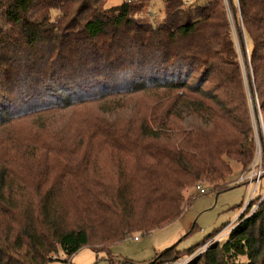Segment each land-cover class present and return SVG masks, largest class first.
I'll list each match as a JSON object with an SVG mask.
<instances>
[{
    "label": "trees",
    "instance_id": "1",
    "mask_svg": "<svg viewBox=\"0 0 264 264\" xmlns=\"http://www.w3.org/2000/svg\"><path fill=\"white\" fill-rule=\"evenodd\" d=\"M106 1L0 0V264H50L60 251L69 264L84 246L135 264L111 247L178 220L200 181L231 188L233 163L253 159L224 1L164 0L158 22L142 19L149 0ZM239 8L264 111V0ZM87 104L97 112L53 117ZM253 205L186 264H264V198ZM220 230L144 264L190 256Z\"/></svg>",
    "mask_w": 264,
    "mask_h": 264
},
{
    "label": "rangeland",
    "instance_id": "2",
    "mask_svg": "<svg viewBox=\"0 0 264 264\" xmlns=\"http://www.w3.org/2000/svg\"><path fill=\"white\" fill-rule=\"evenodd\" d=\"M124 0H107L106 6L112 7L119 5ZM188 4L194 3L199 0H185ZM226 8L227 16L230 21V27L232 36L235 41L238 60L241 65L242 75L244 79V86L250 88L247 93V106L251 112L252 120V137L253 142L256 145L257 134L261 136L260 111L253 109V95L256 94V80L252 74V62H251V49L252 42L249 40V35L244 27L243 19L240 13L239 3L237 0H223ZM164 0H149L147 6V13H142V19L152 22L162 21L164 18ZM56 11L52 12L55 15ZM0 21L3 19L0 17ZM135 97H128L125 100V104L131 105L134 103ZM97 104H87L83 106H74L64 111H58L54 114V118L59 120L58 122L65 123L67 121H75L80 113L85 114L87 111L97 112ZM129 107V106H128ZM264 114V111L261 109ZM50 115V114H49ZM48 116V115H47ZM46 117V116H45ZM28 126H33L31 122ZM258 129V130H257ZM264 145L263 139L261 142ZM250 165V164H249ZM110 166V163H108ZM233 171L226 186L229 188L217 193L209 188L207 183L202 181L197 184H201L207 189L205 194L199 193L196 185L188 188L185 191L186 198L195 195L192 203L186 205V209L182 216L173 222L172 224L156 229L151 233H138L140 239L134 237H128L111 247V252L114 256L121 260H132L135 264H144L153 260L157 253L163 251L172 245L177 244L178 250H186L189 247L201 242V240L215 229L221 228V230L209 238L204 244H211L212 242L225 241L228 234L236 223L239 215L243 210V204L245 202L247 194V185L239 184L237 180L244 175L251 167L241 171V165L233 163ZM264 181V179H263ZM264 183V182H262ZM259 191V190H258ZM251 209H246L243 213H250ZM234 222V223H233ZM195 229L192 231L193 226ZM192 231V232H191ZM197 251V250H196ZM59 259L52 261L50 264H67L64 262L69 257L62 251L58 253ZM108 255L104 251H95L90 246H84L77 251L71 258L69 264H109Z\"/></svg>",
    "mask_w": 264,
    "mask_h": 264
},
{
    "label": "built area",
    "instance_id": "3",
    "mask_svg": "<svg viewBox=\"0 0 264 264\" xmlns=\"http://www.w3.org/2000/svg\"><path fill=\"white\" fill-rule=\"evenodd\" d=\"M239 3V0H237ZM250 90V88H248ZM253 109L255 111H260L261 117L258 119L257 122H260V126L258 129H261V136L257 134L256 136V145L255 146V152L252 161L250 162V165H248L250 168L249 171H247L244 175H242L237 182L239 184H246L247 185V194L245 198V202L243 205V209L251 206V212L254 211L257 208V205H253L252 207V200L260 196L261 200L264 198V145L262 146L261 142L263 139L264 143V114L261 111L259 99L257 95H253ZM257 129V130H258ZM248 167V168H249ZM196 188L198 189L199 193L205 194L207 189L203 187L200 183L196 185ZM263 188V189H262ZM262 189V190H261ZM259 190V191H258ZM261 193L259 194V192ZM135 239H140L139 235L135 236ZM208 245V244H207ZM207 249V246L204 244L202 247H200L194 254L180 258L176 260L175 262H169V263H160V264H186L189 262L195 255L204 252Z\"/></svg>",
    "mask_w": 264,
    "mask_h": 264
}]
</instances>
